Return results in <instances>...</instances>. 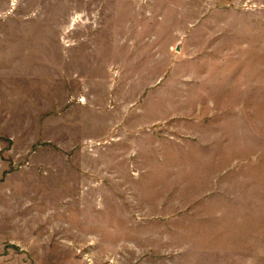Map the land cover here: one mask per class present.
Listing matches in <instances>:
<instances>
[{"label": "rangeland", "instance_id": "rangeland-1", "mask_svg": "<svg viewBox=\"0 0 264 264\" xmlns=\"http://www.w3.org/2000/svg\"><path fill=\"white\" fill-rule=\"evenodd\" d=\"M22 16L44 37V81L61 82L63 116L85 102L71 91L109 75L136 123L72 148L42 137L39 101L23 112L12 97L22 58L0 38V264H264V0L0 10Z\"/></svg>", "mask_w": 264, "mask_h": 264}, {"label": "crops", "instance_id": "crops-1", "mask_svg": "<svg viewBox=\"0 0 264 264\" xmlns=\"http://www.w3.org/2000/svg\"><path fill=\"white\" fill-rule=\"evenodd\" d=\"M4 1L5 2H3L2 4L0 3V10H4L10 6L11 0ZM22 5L24 6V4ZM22 5L17 2L14 10H16L17 12V10H19ZM29 23V19H27L25 16L0 20V38L7 37V41H5L6 57L9 60L11 59L12 62L14 60H19V58H22V66L25 64L24 67L28 68L25 69L22 66H20V68H18L19 66L10 67V72L12 74L22 75L23 82L25 80L27 81L26 84H24L23 82L21 85L14 83L12 84V97L18 99L21 98L23 102V112L25 108L24 105L28 103L30 104L31 101H39L40 117L38 124L39 132L42 133V137L50 139V141L59 146L64 145L66 148H72L79 144V140L86 138L84 135L85 133H88V138L96 140L101 138H108L111 136L120 137L119 130H122V128L126 129L127 126L129 128L130 126L135 127L136 122L134 121L135 118L133 116L131 117V121H127V115H130L129 113L133 109L132 103H128L126 105H121L119 103L116 92L117 84H115V81H111L109 75L106 76L105 82H103L100 88L92 89L91 87L80 85V87L76 89L75 93L71 91V97L79 95V97L84 98L85 102H81L79 100L73 101V112H68L63 116V92L61 91V82L60 84H57L54 79L53 85L47 86L45 84L44 76L46 74V42L44 40V37H40V34H36V30L30 28L31 24ZM34 23L36 24V26L32 25L33 27L41 26L43 28V22L34 20ZM2 27H9V30H3L1 29ZM57 43L58 53L60 54L62 46L59 39H57ZM30 59L33 60L32 63L34 64V66L30 67ZM35 76H38L37 82H33L36 81L34 79ZM40 76H42L43 79H41V81ZM19 91H21L20 95L18 94ZM99 95H102L104 99H106L105 103L99 102V98H102L99 97ZM68 96V93L65 92V97L67 99ZM51 100H53V102H51ZM41 103H47V105L41 106ZM83 111H92V113L95 112L97 113L95 114L97 116H95V118L93 119L90 117H85L84 115H78L79 112L82 113ZM100 113H106L109 115L103 117V115ZM112 113L123 115L121 116V119H116L115 117L110 116L112 115ZM122 117H125V119ZM76 129L77 132H85L81 134L76 133L75 136H77V140L69 141L68 146L66 143L64 144V142H61L62 139L65 140L69 137H71V139L73 140V134H75Z\"/></svg>", "mask_w": 264, "mask_h": 264}]
</instances>
